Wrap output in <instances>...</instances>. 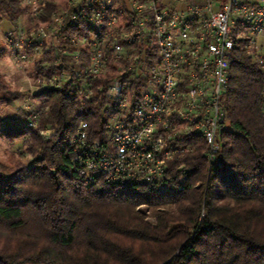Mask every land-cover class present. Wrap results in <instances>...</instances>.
I'll use <instances>...</instances> for the list:
<instances>
[{
  "label": "trees",
  "instance_id": "obj_1",
  "mask_svg": "<svg viewBox=\"0 0 264 264\" xmlns=\"http://www.w3.org/2000/svg\"><path fill=\"white\" fill-rule=\"evenodd\" d=\"M58 7L51 3L46 16ZM24 14L20 0H0V21ZM8 49L0 41V52ZM58 64L47 51L29 69L50 75ZM98 77L89 98L67 84L37 94L35 126L0 115V137L20 140L31 157L0 163V264H264V118L260 71L237 47L228 90L221 96L227 128L220 133L219 165L209 166L205 143L184 138L187 149L172 156L167 177L175 190L158 193L145 185L81 182L72 166L70 138L80 120L91 137L105 138L109 109ZM126 78V76L124 77ZM9 100L19 97L0 75ZM54 128L49 138L39 134ZM145 207V208H143Z\"/></svg>",
  "mask_w": 264,
  "mask_h": 264
},
{
  "label": "built area",
  "instance_id": "obj_2",
  "mask_svg": "<svg viewBox=\"0 0 264 264\" xmlns=\"http://www.w3.org/2000/svg\"><path fill=\"white\" fill-rule=\"evenodd\" d=\"M28 28L16 27L6 44L20 63L32 65L52 51L72 68L37 74L38 86H61L89 98L92 83L106 99L105 138H93L80 120L70 138L72 166L81 182L145 185L158 193L175 190L167 164L195 135L216 167L219 136L227 128L221 96L228 90L234 51L243 48L260 71L264 118V0H20ZM51 3L58 7L46 16ZM38 54V55H37ZM37 55V57H35ZM126 76V78H124ZM40 110H32L35 126ZM54 128L39 134L49 138Z\"/></svg>",
  "mask_w": 264,
  "mask_h": 264
},
{
  "label": "rangeland",
  "instance_id": "obj_3",
  "mask_svg": "<svg viewBox=\"0 0 264 264\" xmlns=\"http://www.w3.org/2000/svg\"><path fill=\"white\" fill-rule=\"evenodd\" d=\"M28 20L25 17L20 19L17 27L27 29L28 23L30 22V21L28 22ZM37 55L35 57H37ZM11 56L12 57H10L9 59L10 63L9 65H6V66L7 67L17 66L21 69L20 78L18 82L17 81L15 82L18 84L15 86H17L20 89L19 96L22 99V101L19 103V105L16 108L18 112L17 116L15 118L14 117L8 118L7 120L10 122H13L19 116L20 117L23 116L25 118L24 120L28 119L27 121H30L32 120V110H35L39 104V99L37 97V94L45 91L46 85L38 86L36 82H32V76L28 74V71L32 66V46L29 49L28 56L30 60L28 61L20 63L16 58H14L12 54ZM8 111H9V114H12L11 110H8ZM10 156L18 157V159L24 164H30L32 160V157L28 153L24 152V147H22L20 140L15 139L14 141L10 142L9 140L5 138L0 137V163L8 164L9 160H11Z\"/></svg>",
  "mask_w": 264,
  "mask_h": 264
},
{
  "label": "crops",
  "instance_id": "obj_4",
  "mask_svg": "<svg viewBox=\"0 0 264 264\" xmlns=\"http://www.w3.org/2000/svg\"><path fill=\"white\" fill-rule=\"evenodd\" d=\"M25 14L26 13L24 9V14L20 16V18H18L16 21H11L7 18L1 19L0 21V41L2 42L5 41L7 34L13 31L18 26V22L20 21V19L25 17L28 20ZM10 53L11 52L9 49H5L3 50V52H0V75L3 77V79L5 80V82L7 83L11 91L19 92L20 89L17 86H15L18 83H15V82L16 81L18 82L20 78L21 69L17 66L16 67L6 66V65H9L10 63L9 59L10 57H12ZM21 101L22 99L20 98V96L12 100H9L7 94L0 89V115L4 118V120L8 121L7 120L8 118H11V117L15 118L17 116L18 112L16 108ZM8 110H11L12 114H9Z\"/></svg>",
  "mask_w": 264,
  "mask_h": 264
}]
</instances>
